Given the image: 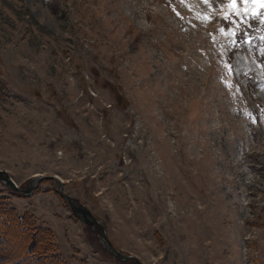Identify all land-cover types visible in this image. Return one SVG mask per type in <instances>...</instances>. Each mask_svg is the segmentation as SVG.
<instances>
[{"label":"rangeland","instance_id":"1","mask_svg":"<svg viewBox=\"0 0 264 264\" xmlns=\"http://www.w3.org/2000/svg\"><path fill=\"white\" fill-rule=\"evenodd\" d=\"M226 3L0 0V168L142 264H264V8ZM1 194L67 264H135L55 180Z\"/></svg>","mask_w":264,"mask_h":264},{"label":"trees","instance_id":"2","mask_svg":"<svg viewBox=\"0 0 264 264\" xmlns=\"http://www.w3.org/2000/svg\"><path fill=\"white\" fill-rule=\"evenodd\" d=\"M7 197L0 195V264H67L51 228L17 211Z\"/></svg>","mask_w":264,"mask_h":264},{"label":"water","instance_id":"3","mask_svg":"<svg viewBox=\"0 0 264 264\" xmlns=\"http://www.w3.org/2000/svg\"><path fill=\"white\" fill-rule=\"evenodd\" d=\"M53 179L57 182L58 184V193L59 195L65 199L68 203V205L71 208L72 213L77 216L82 222L87 224L91 228H96L97 226L101 227V231L98 232V236L100 237V241L105 245V247L110 250L112 253L113 257L116 259H120L122 261L128 260V259H133L136 264H142V262L133 254H123L119 250H117L112 243L110 242L107 234H106V229L100 219L95 217L90 209L85 206L84 204L80 203L77 201L75 197L70 196L69 194L63 192L62 190V181L54 175H48V176H43V175H38L33 177L29 182L28 185L25 188L19 187L14 180L11 178V176L8 174V172L4 169L0 168V182L6 184L9 188L22 192L25 195L29 196L36 186L38 182H40L42 179Z\"/></svg>","mask_w":264,"mask_h":264},{"label":"snow or ice","instance_id":"4","mask_svg":"<svg viewBox=\"0 0 264 264\" xmlns=\"http://www.w3.org/2000/svg\"><path fill=\"white\" fill-rule=\"evenodd\" d=\"M205 3H208L209 0H204ZM241 4L248 5V4H259L262 8H264V0H240ZM237 5V0H227L225 10L223 12V17L224 19H230V13L236 15L239 17L242 13L246 16L248 13L247 8H239L236 6ZM260 15L264 16V13H258V12H253V16ZM207 18V17H205ZM223 32L224 30L221 29ZM240 31V25L236 24L235 28L228 31L226 34L227 35H232L235 36L237 32ZM232 43H236L235 40L232 41ZM231 70V69H230Z\"/></svg>","mask_w":264,"mask_h":264}]
</instances>
